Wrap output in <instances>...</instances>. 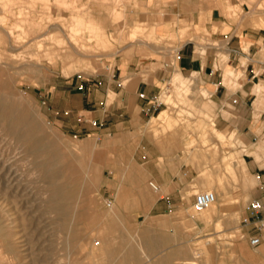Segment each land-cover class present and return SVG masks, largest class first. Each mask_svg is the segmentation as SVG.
<instances>
[{
	"label": "rangeland",
	"instance_id": "obj_1",
	"mask_svg": "<svg viewBox=\"0 0 264 264\" xmlns=\"http://www.w3.org/2000/svg\"><path fill=\"white\" fill-rule=\"evenodd\" d=\"M67 1H71L69 2L70 5H62L57 0H43L44 3L42 0H24L26 7L24 8V12L27 16L30 14L29 19H31L30 22L25 23L29 36L27 35L23 42L22 40L18 44L14 42V48L10 45L8 46L9 51L13 54L8 52L7 56H10L11 60H4L10 65L7 73L11 80V84L5 92L9 93L10 98L12 97V101L16 104L17 111L15 114L35 117L41 127V133L44 135L46 144H53L55 150L57 149V152L60 154L58 164L61 172L56 181L68 184L71 186V189L80 190L78 181L80 174H76V176L74 168L79 165L80 160H83L86 163H84L85 168H88L86 169L87 173H96L98 187L89 195L88 202H84V198H76L77 217L72 222L67 221L59 212L55 211L54 213L50 207L55 202L54 199L57 198L59 201V199L63 198V193L59 191V195L61 196L57 197L58 192L53 193L52 182L40 170L43 167L41 161H48L49 156H41L36 159L31 151H27L32 146L31 142L21 145V143L18 144L16 139L11 138L12 136L6 137L9 142L13 143L7 144V142H4V144L0 145H4V148H12L14 151L10 155L12 159L7 164V167H10L12 163H16L15 166H18L21 171L15 173L16 167L14 170L13 166L11 171L12 176L4 175V179L6 180L4 182L2 179L1 182L6 183L10 177L11 181L14 178H21L20 181L18 180L20 183L18 190L21 191V187H24L21 191L22 194L24 193L23 197L19 196L17 198L20 212L15 213L18 209L13 206L15 205L13 198H10L12 203L8 206L14 214L12 219L14 221L13 231L16 233L14 239L17 240L19 238L17 241H21V245H26L23 249L28 248V250L24 251V254L33 250L29 254L40 260L38 264H158L160 259L154 257V254L145 247V241L149 240L152 236L156 237V235L151 233L150 228H144L143 223L133 226L131 220L124 219L120 214V219L115 218L113 221L111 217L109 219L106 216L103 217L101 219L103 222L99 226L94 225L91 221V214L93 212L98 215L111 213V209L107 205L110 201L113 203L112 208L119 206L118 194L113 190L114 187L112 189L109 187L110 185L112 186L113 182H117L119 178L118 164L136 161L135 158L140 157L139 151H137L138 148L140 149L141 146L149 148L153 146L154 148H159L162 152L176 150L184 153L190 157L191 164L204 165L206 173L202 177L207 179L206 183L213 182L208 187L206 185H199L191 189L188 193L191 197L190 201L192 200L191 209L187 213H184L179 220L180 225L190 233V251L194 250L197 251L196 254L198 253L194 258L196 264H259V261L244 260L243 257L237 254V249L239 248L252 253L242 242L247 243L248 247L253 250L258 248L250 245V239L254 236L262 239L261 245L264 243V227H260V230L257 227L250 231L247 230L248 226L253 225V223H247L249 215L248 207L253 201L254 194L260 189L259 182L258 180L254 181L256 176L250 173L248 168L250 180L248 181V185L245 186L244 178L240 170L238 171L237 163H234L237 172L234 173L229 161H224L222 158L225 155L231 156L233 159L244 158L247 167L256 163L261 168H264V157L257 159L254 154L250 153L251 150L256 148V143L264 139V119L260 120L259 116L264 111V108L257 107L254 104L257 121L250 124V129H241L235 123L228 122L234 115V108L220 109L214 102H211V91H208L203 86L205 81L201 75L194 72H183L190 81L188 85L192 84L183 100L173 105H165L164 103L166 102L163 100L167 95L173 96V93H175V85L172 79H174L179 69L174 68L173 64L176 62L179 48L186 43H191V46H194L196 50V55L204 58L209 51L208 49L216 48L215 46L218 43L211 38L210 33L204 27L189 26L182 23L173 29L156 30V26L150 20V0ZM118 3L120 4L118 5ZM79 4L82 8H80ZM81 4L85 6L83 7ZM238 4L237 6L234 2L228 3V13L238 16L242 13L246 14L249 11L248 16L260 18L256 28H264V23H261V20H264V0H239ZM261 4L262 7L259 9V5ZM46 5L50 6L46 7ZM75 6L77 8H75L76 11L74 10ZM118 6L121 8L119 9ZM18 8V5H16L14 12H17V16L11 17L9 26H12L15 21L19 22ZM116 9L118 10L117 12L122 9L123 13L120 11L117 17L110 15L113 14L112 10L116 12ZM244 11L246 12L244 13ZM79 13L87 22L96 23L98 26L104 28L111 42V46L108 47L109 49L96 46L94 34L87 31L84 33V37L88 40L90 52L81 54L76 51L75 46L70 42L71 37L67 30L68 25L72 21L73 14L80 15ZM58 16H61V19ZM34 21L38 24L34 23ZM41 21H43L42 24ZM138 25L141 34H138L137 38H133L132 40L130 39V33ZM30 26L32 27L31 30ZM19 29H15L16 37H18ZM141 30H144V33ZM115 37L118 40H115ZM41 41H44L43 47ZM35 47L37 48L35 49ZM93 48H96L94 49L95 52L91 50ZM53 52L59 53H56V55ZM71 52L73 54L70 55ZM30 53L32 55L36 54L38 61L28 62L31 57ZM95 53L97 55H94ZM14 54L15 56H13ZM50 55L51 58L48 59ZM217 56L214 69L220 70L224 75V68L230 65L236 74L233 77L234 79L231 78L230 84L226 85L238 88L240 86V79L244 78L242 71L234 67L230 62L228 54L217 53ZM25 58L27 59L25 60ZM245 59H241L242 62H246L244 66L249 61ZM4 61H0V68L6 67ZM87 61L90 62V66L87 65V67L82 68L83 64H88ZM107 79H114L122 86H125V88H128L130 83H132L131 81L134 82L136 79H139V82L143 81L157 85L158 91L154 97L157 109L150 113L142 127L134 128L136 126L126 125L124 129L113 131L111 134L109 132L100 134L80 131L78 115L71 118V120L73 119L72 122H74L73 125L77 127L69 128L64 126L61 121L66 111L64 96H75L78 93H85L88 85L96 84L99 86ZM128 80L129 83L126 82ZM114 97V94L110 96V102H112ZM204 105H211L213 108L205 114L201 111ZM164 109L168 110V116L159 120H153V117H157ZM137 114H140V108H137ZM169 115L171 116L169 117ZM216 129L226 135L224 140L218 136ZM141 134L144 136L143 139L142 137H138ZM245 136H247L245 139L248 140H246L247 145H241L238 140L244 139ZM244 150H247V152H243ZM199 156L203 157L198 158ZM1 162L2 159L0 157ZM21 173H23L24 177H21ZM81 176L86 177V174L81 173ZM220 177L224 185L220 183ZM99 187L100 190L98 189ZM205 191H216L215 193L219 199V202L215 205V209H217L215 210L216 214L214 213L208 221L200 218L199 213L194 208L196 194ZM1 198L3 199L0 194V204L5 202L3 204L7 205V201L4 200L5 198L3 200ZM219 204H223L224 207L219 206ZM222 209H224V212ZM217 214H224V216L221 215L222 217H219ZM21 216L23 220H21ZM218 221H221L220 224L222 226L217 223ZM21 235L27 236L22 237ZM29 240L34 242V244L29 242ZM130 240L131 242H129ZM106 244L107 247H112V254H103L102 249H104ZM33 246L36 247L33 248ZM211 246H213L215 253L206 255L205 251ZM40 247L43 250H40ZM140 247H145L147 254L153 256L150 261L147 260L146 256L142 255ZM128 248H136L138 250L137 259L129 254ZM34 253L36 254L34 255ZM199 253L202 254L199 255ZM107 256L110 257L107 258ZM24 261V264H29L27 261H30V257ZM182 263L185 262H178L176 264Z\"/></svg>",
	"mask_w": 264,
	"mask_h": 264
},
{
	"label": "crops",
	"instance_id": "obj_2",
	"mask_svg": "<svg viewBox=\"0 0 264 264\" xmlns=\"http://www.w3.org/2000/svg\"><path fill=\"white\" fill-rule=\"evenodd\" d=\"M233 2L239 5V0H150L149 10L151 23L158 31L173 29L182 23L207 29L211 38L218 43L216 48H209L202 58L196 55L191 43H186L177 51L173 67L182 73H199L205 81L203 86L211 91V102L220 109L233 107L234 115L228 122L245 130L257 121L254 109L257 95L254 88L257 84L264 85V28H256L260 18L248 16L249 11L238 16L229 14L227 4ZM246 45H249L248 50ZM217 53H229L230 62L242 71L244 78L240 79L238 88L226 85L224 75L214 69ZM242 58L249 60L246 66L242 64ZM157 91V85L143 81L130 83L125 88L118 81L107 79L99 86L88 85L85 93L64 96L66 111L61 121L64 126L75 128L77 126L73 125L71 118L78 115L80 131L100 134L120 131L126 125L142 127L150 113L157 109L154 100ZM112 94L115 97L110 102ZM207 107L210 110L213 108L204 105L202 109ZM137 108H140V114H137ZM259 116L263 120L264 111ZM138 137L144 138L143 134ZM137 151L140 157L135 158L136 161L118 164L119 178L109 186L111 189L114 187L113 190L118 194L120 215L131 220L133 226L143 223L144 228H150L151 233L156 235L145 243L151 246L154 257L160 259L158 264L187 262L191 258L190 233L180 225L179 220L191 209L192 200L187 193L195 186L208 183L202 177L206 168L204 165L191 164L190 157L176 150L162 152L153 146H141ZM248 168L256 176L254 179L258 180L260 187L252 200L264 204V168L256 163ZM151 182L158 183L159 192L152 189ZM262 219L264 211L259 215H248L247 223L253 225L248 226L247 230L255 227L259 229V220ZM242 244L255 255H260L259 260L264 262V243L254 250L247 243Z\"/></svg>",
	"mask_w": 264,
	"mask_h": 264
},
{
	"label": "bare ground",
	"instance_id": "obj_3",
	"mask_svg": "<svg viewBox=\"0 0 264 264\" xmlns=\"http://www.w3.org/2000/svg\"><path fill=\"white\" fill-rule=\"evenodd\" d=\"M35 1V0H34ZM50 1V0H48ZM59 3H61L62 5H70L69 2L71 1H67V0H57ZM82 1V0H81ZM97 1V0H96ZM109 1V0H108ZM118 1V0H117ZM116 1V3H117ZM43 2V0H42ZM79 2V1H78ZM104 2V1H103ZM113 2V1H112ZM44 3V2H43ZM46 3V1H45ZM74 3V2H73ZM42 4V3H41ZM52 4V3H51ZM120 3H118L119 5ZM125 4V3H124ZM123 4V5H124ZM18 5V9H19V12H18V18H20L19 22L17 23L15 20L14 24H12V26H9V20H11V17H15L17 16V12L15 13L14 12V8L15 6ZM28 5V4H27ZM36 5V4H35ZM43 5V4H42ZM82 5V4H81ZM32 6V5H30ZM34 6V5H33ZM47 6H50V5H46ZM80 6V4H79ZM83 7L85 6L84 4L82 5ZM121 6V5H120ZM45 7V6H44ZM52 7V6H51ZM66 7V6H65ZM64 7V8H65ZM73 7V6H72ZM71 7V9H72ZM262 7V4L259 5V9ZM24 8L25 7V4H24V0H0V61H9L11 60L10 56H7V53L8 52H11L9 51V48L8 46L10 45L11 47L14 48V42H20V40H23L27 37V35L29 34L28 33V29H26L25 27V23L27 22H30L31 19H29V15L27 16L24 12ZM31 8V7H30ZM50 8V7H49ZM63 8V7H62ZM76 6L74 7V10H75ZM80 8H82L80 6ZM104 8V7H103ZM119 8V6H118ZM121 8V7H120ZM119 8V9H120ZM258 8V7H257ZM29 9V8H27ZM53 9V8H52ZM54 9H56L54 7ZM68 9V8H67ZM77 9V8H76ZM88 9V8H87ZM264 9V8H263ZM26 10V9H25ZM69 10V9H68ZM90 10V9H88ZM122 10V9H121ZM120 10V11H121ZM50 11V9H49ZM76 11V10H75ZM79 11V10H78ZM84 11V10H83ZM86 11V10H85ZM108 11V10H107ZM113 11V12H112ZM111 12L113 14H110V15H114V16H118L120 11L117 12L118 10L116 9V12H114V10H112ZM52 12V11H50ZM55 12V11H54ZM96 12V11H95ZM122 12V11H121ZM258 12V11H257ZM33 13V12H32ZM38 13V12H37ZM44 13V12H43ZM53 13V12H52ZM77 13V12H75ZM82 13V11H81ZM85 13V12H84ZM123 13V12H122ZM72 14V13H71ZM80 14V13H79ZM83 14V13H82ZM86 14V13H85ZM32 15H35V14H32ZM39 15V14H38ZM58 15V14H57ZM46 16V15H44ZM43 16V17H44ZM86 16V15H85ZM35 17V16H34ZM42 17V16H40ZM57 18V16H55ZM59 17V16H58ZM61 17V16H60ZM59 17V19H61ZM111 17V16H110ZM121 17V16H120ZM16 17V19H18ZM31 18V17H30ZM52 18V17H51ZM62 18H63V15H62ZM66 18V17H65ZM69 18V17H68ZM113 18V17H112ZM119 18V17H118ZM116 18V19H118ZM48 19H50V17H48ZM53 19V18H52ZM87 19V18H86ZM93 19V18H92ZM13 21V19H12ZM54 21V20H53ZM66 21V20H64ZM94 21V20H93ZM36 21H34L35 23ZM43 21H41V24H42ZM51 22V21H50ZM56 22V21H55ZM37 23V22H36ZM261 23H264V20H261ZM38 24V23H37ZM134 24V23H133ZM29 25V24H28ZM40 25V24H39ZM62 25V24H61ZM100 25V24H99ZM36 26V25H34ZM33 26V27H34ZM38 26V25H37ZM60 26V25H59ZM64 27V25H62ZM39 27V26H38ZM146 27V26H144ZM262 27V26H261ZM17 28H20L19 29V34H18V37L15 36V29L17 30ZM31 26H30V30H31ZM48 28V27H47ZM60 28H62L60 26ZM147 28V27H146ZM144 28V29H146ZM142 29V27H141ZM36 30H39V29H36ZM44 30V29H43ZM49 30V29H48ZM47 30V31H48ZM66 30V29H65ZM42 31V30H41ZM58 31V30H57ZM69 31V36L71 37V41L72 44L75 46L76 48V51L79 52V53H88L90 52L89 51V46H88V43H87V39L86 37H84V33H86L87 31L90 32L91 34H94L95 36V40H96V46H98L99 48H108L109 46H111V42L109 41V38L107 36V34L105 33L104 31V28L101 27V26H98L96 23H93V22H87L85 20V18L83 16L80 15H74L72 16V21L70 22V24L68 25V30ZM142 31V30H141ZM144 31V30H143ZM142 31V33H144ZM39 33V32H38ZM50 33V32H49ZM53 33V32H52ZM90 34V35H91ZM109 34V33H108ZM138 34L140 35V27L139 25L138 26H135L134 29L131 31L130 33V39L133 40V38H137ZM41 35V34H40ZM66 35V34H65ZM29 36V35H28ZM42 36V35H41ZM50 36V35H49ZM55 36V35H54ZM113 36V35H112ZM119 36V35H118ZM123 36V35H122ZM57 37V35H56ZM62 37V36H61ZM125 37V36H124ZM48 38V36H47ZM116 38V37H115ZM119 38V37H118ZM28 40V39H27ZM32 40V39H31ZM38 40V39H37ZM62 40V39H61ZM60 40V41H61ZM67 40V39H65ZM93 40V39H91ZM114 40V39H113ZM112 40V41H113ZM115 40H118L117 38ZM51 41H52V38H51ZM64 41V39H63ZM121 41V40H120ZM30 42V41H28ZM41 45L43 44L44 41H41ZM59 42V41H57ZM67 42V41H66ZM94 42V41H93ZM92 43V42H91ZM40 44V43H39ZM60 44V42H59ZM90 44V43H89ZM29 45V44H28ZM91 45V44H90ZM37 46L39 47V45L37 44ZM47 47H49L48 45H46ZM112 46H113V43H112ZM43 47V45H42ZM46 47V48H47ZM91 47V46H90ZM93 47V46H92ZM180 47V46H179ZM246 50L249 49V45H246ZM37 47H35L36 49ZM41 48V47H40ZM38 48V49H40ZM74 48V47H73ZM28 49V48H26ZM96 48H93L91 50H94ZM109 49V48H108ZM112 49V48H111ZM14 50V49H12ZM25 50V49H24ZM30 50V49H29ZM48 50V49H47ZM101 50V49H99ZM50 51V50H48ZM64 51V49H63ZM98 51V50H97ZM37 52V51H36ZM40 52V51H39ZM95 52V50H94ZM101 52V51H100ZM98 52V53H100ZM175 52V51H174ZM247 52V51H246ZM12 53V52H11ZM55 53V52H53ZM53 53H51L53 55ZM57 53V52H56ZM55 53V54H56ZM59 53V52H58ZM57 53V54H58ZM93 53V52H92ZM91 53V54H92ZM13 54V53H12ZM19 54V53H17ZM26 54V53H25ZM56 54V55H57ZM73 54L72 52L70 53V55ZM229 54V53H228ZM31 57L29 58L28 62H33V61H38V56H36V54L32 55V53H30ZM39 55V54H37ZM94 55H97L96 53ZM102 55V54H101ZM106 55V54H105ZM15 56V54L13 55ZM19 56V55H18ZM24 56V55H23ZM29 56V55H28ZM89 56V55H88ZM12 57V56H11ZM17 58V57H15ZM51 58V55L48 59ZM67 58V57H66ZM80 58V57H79ZM78 58V59H79ZM92 58V57H91ZM101 58V57H100ZM18 59V58H17ZM24 60V58H22ZM27 58H25L26 60ZM56 59V58H55ZM226 59V58H225ZM73 60V59H72ZM82 60V59H81ZM85 60V58H84ZM246 60V59H245ZM51 61V60H50ZM61 61V60H60ZM74 61V60H73ZM72 61V62H73ZM89 61V60H88ZM88 64H83L82 65V68L83 67H87L90 66V62H88ZM5 62V61H4ZM27 62V63H28ZM71 62V63H72ZM80 63V61H78ZM19 63V62H18ZM26 63V64H27ZM41 63V62H40ZM78 63V64H79ZM245 61L242 62L243 65H245ZM74 64V63H72ZM5 65L6 67L4 68H0V144H4V142H7V144H10V143H13V142H9L8 141V137H11L13 139H16L18 141V144L21 143L24 144V143H27V142H31L32 146L30 148L27 149V151H31L32 154L35 156V158H40L41 156H46L48 157V161H41V165L43 166L42 168H40V170H42V174L48 178L50 180L51 185L53 186V193L54 192H58V196H61L59 195V191L62 192L61 194L63 195L62 199L58 201V199H54L55 202L53 204H51V209H53L52 211H57L60 213V215L64 216V219L66 218V220L69 222H72L76 219L77 217V214H76V203H75V200L76 198L78 197H81V198H84V202L87 201V199L89 198V195L91 193L94 192V189L98 187V180L96 179V173L95 174H90V173H87V170L88 168H85L84 166V161L83 160H80L79 161V165L74 168L75 170V175L76 174H80V178L78 179L79 181V186H80V190L79 189H71L68 184H65V183H59L56 181V178L59 177L60 175V168H59V160H60V154L57 152V149L55 150V147L53 146V144H46V140L44 139V135H42L41 133V127L40 125L38 124V122L36 121V118L35 117H31V116H25L24 114H20V115H17L15 114L16 111H17V107H16V104L14 101H12V97L10 98V95L8 92H5V90L10 86L11 84V80H10V77L8 75V69L10 68V65L9 63L5 62ZM69 65V64H68ZM77 65V64H76ZM75 66V64H74ZM92 66V65H91ZM30 68V67H29ZM77 68V67H75ZM67 69V68H66ZM85 69V68H84ZM68 70V69H67ZM15 71V70H13ZM71 71V70H70ZM73 71V69H72ZM16 72V71H15ZM17 73V72H16ZM22 73V72H21ZM67 73V71H66ZM68 74V73H67ZM235 71L233 70V68L230 66V65H227L225 68H224V83L225 84H230V81L232 80L231 78H233L235 76ZM174 75V74H173ZM237 76V75H236ZM174 77V76H173ZM234 79V78H233ZM137 80V79H136ZM131 81L132 84H138L139 82V79L137 81ZM129 83V81H126ZM172 82L173 84L175 85V93H173L174 95L173 96H170V95H167V97H165V102L168 104V105H173V104H176L178 103V101L180 100H183L185 98V95H186V92H188L187 90L189 88H191L192 84L188 85L189 84V80L188 78L181 72V71H178V73L175 75L174 79H172ZM232 83V82H231ZM232 85V84H231ZM234 85V84H233ZM252 89V88H251ZM254 93L257 95V100H255V106L257 107H263L264 108V85L262 84H257L254 88ZM164 95V94H163ZM163 98V97H162ZM11 99V101H10ZM26 106V105H25ZM210 108L207 107V108H204V109H201V111L205 114H207L209 111ZM32 111V110H31ZM166 116H168V110L164 109L157 117L153 118V120H159L160 118H166ZM171 115H169L170 117ZM172 118V117H171ZM167 122V121H166ZM165 122V123H166ZM169 123V122H167ZM42 124V123H41ZM233 128V127H232ZM217 130V134L218 136L224 140L226 138V135L221 132V131H218ZM223 131V130H222ZM48 136V135H47ZM7 137V138H6ZM247 136L244 137V139H241V140H238L239 143L241 145H247V139H245ZM247 140V141H246ZM12 141V140H10ZM15 142V141H14ZM231 142V141H230ZM250 142V141H249ZM88 143V142H87ZM17 144V143H16ZM29 145V144H28ZM249 145V144H248ZM255 145V144H253ZM8 146V145H7ZM18 148V147H17ZM16 148V150H17ZM20 149V147H19ZM24 149V148H23ZM26 150V149H25ZM22 151V150H21ZM24 151V150H23ZM25 152V151H24ZM243 152H247V150H244ZM14 151L12 148H4V145H0V157L2 159V162L0 163V194L1 196L3 197L4 200H6V204L7 205H4L2 200V204H0V264H24L26 259H28L30 257V261H27V263L29 264H38L40 262V260H38L36 257H32L31 254V250L30 252L28 251L27 254H24V251L28 250V248L26 247V249H23V247H25L26 245H21L22 242H18L17 240H15V236H16V233H14L13 231V224H14V221L12 220L13 219V213H12V209L8 208V206L10 205V203H12V201H10L11 199L10 198H13V201L15 202L13 205L16 209H18L20 207L19 205V201L17 198H19V196L22 198L23 197V194L21 193V191L23 190V186L21 187V191L18 190L20 188V183L18 182V180L20 181L21 178L19 179H15L13 181H11V177L7 179L6 183H4L6 179H4V175H7V176H12V167L14 166V170H15V167H16V170H15V173L17 172H20V168L18 166H15L16 163H12L10 167H7V164L10 162V160L12 159V157H10L11 154H13ZM30 153V152H29ZM250 153L254 154L256 156L257 159H261L264 157V139H262L260 142L256 143V148L251 150ZM20 154V153H19ZM225 154V153H224ZM48 155V156H47ZM28 156V155H27ZM215 157V155H214ZM212 160V159H211ZM222 160L224 161H229V164L230 166L232 167V170L234 173H237L236 170H235V167L236 165L234 163H237V167L239 168L238 171L240 170V172L242 173V176L244 178V185L247 186L248 185V181L250 180L249 179V176H248V167L246 165V161L244 158L242 159H233L231 156H223ZM36 163V161H35ZM37 164H40V163H37ZM86 164V163H85ZM228 165V164H227ZM39 166V165H38ZM88 166V165H87ZM237 169V168H236ZM102 170V169H101ZM4 172V173H3ZM81 173H85L86 174V177H82L81 176ZM26 174V173H25ZM24 174V175H25ZM41 174V175H42ZM211 174V173H210ZM213 174V173H212ZM220 175V174H219ZM23 176V173H21V177ZM77 176V175H76ZM222 176V175H221ZM24 177V176H23ZM13 178V177H12ZM3 179V183L1 182ZM220 180V183H222V178L220 177L219 178ZM16 181V182H15ZM77 181V180H76ZM254 181H256V179H254ZM71 182V181H70ZM152 184H154L153 182H151ZM150 183V186L152 187ZM219 183V182H218ZM22 184V183H21ZM212 183L208 182L206 184V187L212 185ZM73 185V184H71ZM157 189H155L154 187H152V189L155 191V192H159V187L154 184ZM215 185V184H214ZM224 185V184H223ZM25 186V185H24ZM210 188V187H209ZM100 190V187L98 188ZM20 191V192H19ZM218 191V190H217ZM19 192V194H18ZM214 192V191H212ZM216 192V191H215ZM214 192V193H215ZM55 193V194H56ZM188 194V193H187ZM216 194V193H215ZM217 195V194H216ZM55 196V195H54ZM16 198V199H15ZM22 201V200H21ZM45 201V200H44ZM43 201V202H44ZM88 202V201H87ZM219 202V199H218V196H217V201L215 204H213L211 207H209L208 209H204L202 211H197L199 213V216L200 218L208 221L212 218V215L215 213V205ZM83 203V202H82ZM85 204V203H84ZM113 204V203H112ZM112 204L110 206V209H111V213L110 214H106V215H98L96 214L95 212H93L91 214V221L94 225L96 226H99L102 224L103 221H101V219H103V217H111L113 218L112 221L115 219V218H118L120 219V216H119V208L118 207H114L112 208ZM224 204V203H223ZM223 204H219V206H223ZM81 205V203H80ZM86 205V204H85ZM229 205V204H227ZM23 206V205H22ZM47 207V206H46ZM80 207V206H79ZM224 207V206H223ZM22 208V207H21ZM36 208V207H35ZM195 208V207H194ZM227 208V207H226ZM15 209V210H16ZM20 209V208H19ZM17 210L15 213H17L18 211L20 212V210ZM37 209V208H36ZM46 210V209H45ZM219 210V209H218ZM221 210V209H220ZM224 209H222L223 211ZM51 211V213H53ZM18 212V213H19ZM22 212V211H21ZM47 212V211H45ZM217 212V211H216ZM224 212V211H223ZM31 213V212H30ZM57 213V214H59ZM220 213V212H219ZM21 214V213H20ZM81 214V213H80ZM103 214V213H102ZM105 214V213H104ZM216 214V213H215ZM219 215V214H217ZM224 216V214H221ZM219 215V217L221 216ZM38 216V215H37ZM196 216V215H195ZM58 217V215H57ZM218 217V218H219ZM222 217V216H221ZM24 218V217H23ZM28 219V218H27ZM32 219V218H31ZM40 219V218H39ZM43 219V218H42ZM55 219H56V216H55ZM58 219V218H57ZM63 219V220H64ZM21 220L22 219V216H21ZM37 220V219H36ZM106 220V219H105ZM222 220V218H221ZM16 221V220H15ZM32 221V220H31ZM166 221V220H165ZM194 221V220H193ZM223 221V220H222ZM50 222V221H49ZM54 222V221H53ZM221 222V221H220ZM220 222L218 221L217 223L220 224ZM18 223V222H17ZM26 223V222H24ZM32 223V222H31ZM59 223V222H58ZM160 223V222H159ZM216 223V224H217ZM34 224V223H33ZM162 224V222H161ZM111 225V224H110ZM151 225V224H150ZM222 226V224H220ZM17 226V225H16ZM25 226V225H24ZM106 226V225H105ZM220 226V227H221ZM224 226V225H223ZM23 227V226H22ZM30 227V226H29ZM111 228V227H110ZM161 228V227H160ZM37 231V230H36ZM40 231V230H39ZM70 231V230H69ZM32 232V231H31ZM54 232V231H53ZM18 233V232H17ZM118 233V232H117ZM174 233V232H173ZM19 234V233H18ZM17 234V235H18ZM39 234V233H38ZM43 234V233H42ZM176 234V233H175ZM174 234V235H175ZM28 235V234H27ZM27 235L25 236H22V237H26ZM51 235V233H50ZM20 237V236H19ZM122 237V236H121ZM133 237V236H132ZM21 238V237H20ZM33 238V237H32ZM124 238V237H123ZM112 239V238H111ZM26 240V239H25ZM23 241V240H22ZM27 241V240H26ZM105 241V240H104ZM113 241V240H112ZM133 241V240H132ZM188 241V240H187ZM210 241V240H209ZM29 242H31L29 240ZM38 242V241H37ZM131 242V240L129 241ZM128 242V243H129ZM24 243V242H23ZM28 243V242H27ZM26 243V244H27ZM34 244V242H31ZM36 243V242H35ZM39 243V242H38ZM32 244V245H33ZM37 244V243H36ZM35 244V245H36ZM131 244V243H130ZM146 244V243H145ZM40 245V244H39ZM139 245V244H138ZM27 246H29L27 244ZM38 246V245H37ZM43 246V245H42ZM122 246V245H121ZM156 246V245H155ZM31 247V246H30ZM36 247V246H35ZM33 246V248H35ZM143 247V246H142ZM141 248V253L142 255L146 256L147 260L150 261L153 256H149L147 254V252L145 251V247L147 250H150L151 252V246L150 245H146L144 248ZM209 247V246H208ZM108 248V249H107ZM32 249V248H31ZM38 249H39V246H38ZM37 249V250H38ZM129 249V248H128ZM127 249V251L129 252L130 255L134 256L136 259L138 257V250L136 248H130L129 250ZM139 249V248H138ZM30 250V249H29ZM35 250V249H34ZM40 250H43L41 249L40 247ZM53 250V249H52ZM108 250V251H107ZM190 250V249H189ZM36 251V250H35ZM140 251V250H139ZM193 251V252H192ZM190 251V254H191V258L187 259L185 263H182V264H196V262L194 261L195 259V256L198 254H196L197 251H194L192 250ZM38 252V251H36ZM102 252L103 254L106 253L107 255L112 254L113 252V249L111 246L107 247V244L105 245L104 249H102ZM154 252V251H153ZM164 252V251H163ZM182 252V251H181ZM186 252V251H185ZM199 252V251H198ZM201 252V251H200ZM48 253V252H47ZM152 253V252H151ZM188 254V252H186ZM184 253V255L186 254ZM206 255L209 253L211 254H214L215 253V250H213V246H211L209 249H207L205 251ZM36 253H34L35 255ZM202 254V253H199V255ZM237 254L240 255V257H243V259L245 260H249V261H259V264H264V262H261L259 260L260 258V255H255L253 253H249L248 251H245L243 249H237ZM128 255V253H127ZM125 255V256H127ZM189 255V254H188ZM187 255V256H188ZM104 256V255H103ZM111 256V255H110ZM109 256V257H110ZM129 256V255H128ZM193 256V257H192ZM237 256V255H236ZM101 257V255H100ZM107 256V258H109ZM214 257V256H213ZM105 258V257H103ZM166 258V257H165ZM168 258V257H167ZM182 258V257H181ZM180 258V260H181ZM188 258V257H187ZM40 259V258H39ZM123 259V258H122ZM135 259V260H136ZM43 260V259H42ZM46 260V259H45ZM55 261V260H54ZM49 262V261H48ZM182 262V261H181ZM180 262V263H181ZM242 262V261H241ZM52 263V262H51ZM97 264V263H96ZM107 264V263H106ZM123 264V263H122ZM241 264V263H239ZM250 264V263H249Z\"/></svg>",
	"mask_w": 264,
	"mask_h": 264
},
{
	"label": "built area",
	"instance_id": "obj_4",
	"mask_svg": "<svg viewBox=\"0 0 264 264\" xmlns=\"http://www.w3.org/2000/svg\"><path fill=\"white\" fill-rule=\"evenodd\" d=\"M141 97H144V94H141ZM94 125H97L96 122H93ZM152 187H154L155 189H157V187L152 184ZM217 201V195L212 192V191H205V192H200L198 194H196V198H195V203H194V207L197 211H202L204 209H208L209 207H211L213 204H215ZM112 204V201H110L107 205L108 207H110ZM249 215H259L260 213H262L264 211V204L259 201V200H253L249 207ZM260 227H264V219L259 220ZM262 243V239L258 236H254L250 239V244L253 247H258L260 246Z\"/></svg>",
	"mask_w": 264,
	"mask_h": 264
}]
</instances>
